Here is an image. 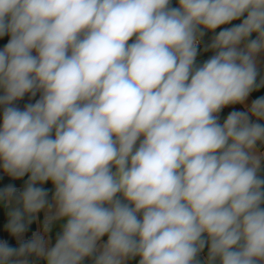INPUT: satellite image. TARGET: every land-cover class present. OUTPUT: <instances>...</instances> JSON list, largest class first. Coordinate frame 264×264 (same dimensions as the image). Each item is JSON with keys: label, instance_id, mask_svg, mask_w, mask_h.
Here are the masks:
<instances>
[{"label": "clouds", "instance_id": "obj_1", "mask_svg": "<svg viewBox=\"0 0 264 264\" xmlns=\"http://www.w3.org/2000/svg\"><path fill=\"white\" fill-rule=\"evenodd\" d=\"M0 264H264V0H0Z\"/></svg>", "mask_w": 264, "mask_h": 264}, {"label": "crops", "instance_id": "obj_2", "mask_svg": "<svg viewBox=\"0 0 264 264\" xmlns=\"http://www.w3.org/2000/svg\"><path fill=\"white\" fill-rule=\"evenodd\" d=\"M34 228H35V225L33 226V230H34Z\"/></svg>", "mask_w": 264, "mask_h": 264}]
</instances>
